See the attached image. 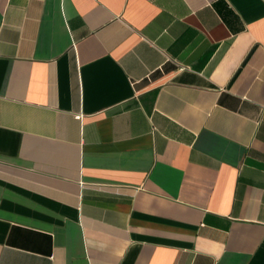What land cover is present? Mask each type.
Returning <instances> with one entry per match:
<instances>
[{"label":"crops","instance_id":"1","mask_svg":"<svg viewBox=\"0 0 264 264\" xmlns=\"http://www.w3.org/2000/svg\"><path fill=\"white\" fill-rule=\"evenodd\" d=\"M0 264H264V0H0Z\"/></svg>","mask_w":264,"mask_h":264}]
</instances>
